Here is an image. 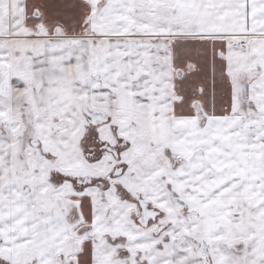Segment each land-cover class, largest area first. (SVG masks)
Here are the masks:
<instances>
[{"label": "snow or ice", "instance_id": "snow-or-ice-1", "mask_svg": "<svg viewBox=\"0 0 264 264\" xmlns=\"http://www.w3.org/2000/svg\"><path fill=\"white\" fill-rule=\"evenodd\" d=\"M0 264H264V0H0Z\"/></svg>", "mask_w": 264, "mask_h": 264}]
</instances>
